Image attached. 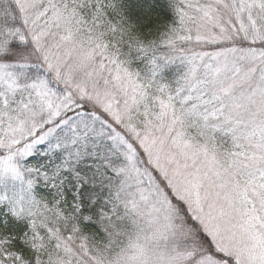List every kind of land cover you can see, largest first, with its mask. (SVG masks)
<instances>
[{
	"label": "snow or ice",
	"instance_id": "snow-or-ice-1",
	"mask_svg": "<svg viewBox=\"0 0 264 264\" xmlns=\"http://www.w3.org/2000/svg\"><path fill=\"white\" fill-rule=\"evenodd\" d=\"M0 264H264V0H0Z\"/></svg>",
	"mask_w": 264,
	"mask_h": 264
}]
</instances>
